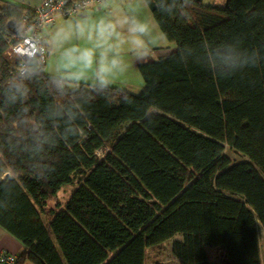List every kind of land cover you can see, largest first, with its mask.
Wrapping results in <instances>:
<instances>
[{
    "label": "trees",
    "instance_id": "trees-1",
    "mask_svg": "<svg viewBox=\"0 0 264 264\" xmlns=\"http://www.w3.org/2000/svg\"><path fill=\"white\" fill-rule=\"evenodd\" d=\"M39 5L0 0V229L20 243L18 263L146 264L149 249L179 237L171 250L180 264H262L264 0H191L187 15L152 0L175 46L137 65L140 93L85 81L60 97L45 50L26 62L38 67L28 98L5 106L20 61L3 53ZM227 44L252 59L225 75L209 53ZM57 104L79 105L83 138L64 137L67 118L51 116ZM67 186L64 202L49 206ZM212 249L221 250L216 263Z\"/></svg>",
    "mask_w": 264,
    "mask_h": 264
},
{
    "label": "clouds",
    "instance_id": "clouds-1",
    "mask_svg": "<svg viewBox=\"0 0 264 264\" xmlns=\"http://www.w3.org/2000/svg\"><path fill=\"white\" fill-rule=\"evenodd\" d=\"M220 2V0H216ZM152 0H85V13L60 24L44 39L45 50L56 57V67L50 78V87L60 97L68 95L85 79H92L98 90L109 89L119 77L124 76L134 65L151 59L158 28L152 18H145L143 8H148ZM161 11L175 15H187L191 0H157ZM164 35L159 39H165ZM252 58L238 50L235 45L218 46L209 53V67L227 75L246 66ZM38 74L35 63L22 64L15 77L7 84L4 92L5 106L23 103L28 98L26 81ZM74 106L54 105L51 116L66 117L64 137L85 136L84 130L75 124L82 113L74 111ZM157 111V107L150 109ZM47 142V141H45ZM43 152V143L39 144ZM38 169L46 167L43 157L36 161ZM7 252V251H6ZM17 255V254H16Z\"/></svg>",
    "mask_w": 264,
    "mask_h": 264
},
{
    "label": "built area",
    "instance_id": "built-area-1",
    "mask_svg": "<svg viewBox=\"0 0 264 264\" xmlns=\"http://www.w3.org/2000/svg\"><path fill=\"white\" fill-rule=\"evenodd\" d=\"M85 0H74V3L67 8L63 0H44L35 9V16L31 21L27 17L23 19L26 23L24 34L17 41V44H8L3 55L5 58L16 57L19 59V67L29 59L40 56L44 60L45 48L42 39L45 36L44 28L50 26L58 16L73 15L83 10ZM7 53H11L7 55ZM0 264H20L16 254L0 251Z\"/></svg>",
    "mask_w": 264,
    "mask_h": 264
},
{
    "label": "rangeland",
    "instance_id": "rangeland-1",
    "mask_svg": "<svg viewBox=\"0 0 264 264\" xmlns=\"http://www.w3.org/2000/svg\"><path fill=\"white\" fill-rule=\"evenodd\" d=\"M204 1L207 3H215L218 5L224 4V0H220V2H216V0H204ZM72 17H74V16H72ZM148 17L152 18V14H151L150 10L148 11ZM161 40H163V39H161ZM171 46H172V48L175 46L174 43L172 45V41L170 44H167V45L164 42L162 47H158V49H160V48H171ZM167 51L168 50H163V49L156 51V48H154V51L152 52L151 59L147 62H153V61L158 60L159 56H162L164 54V52H167ZM10 54L11 53H9V54L7 53V55H10ZM55 62H56V59H55ZM134 66H135L134 72L131 71V69H130L124 76L119 77L116 80V82L112 85V87H116V88L118 87L121 89H125V90H127L133 94L140 93L144 87V84H143L142 78L139 75L138 66L137 65H134ZM85 81H90V82L94 83V81L89 78V79H85V80L80 81L78 84H80L81 82H85ZM228 155H229V157H231L235 161L240 160V157L238 155L234 154L233 152L229 153ZM71 190H72V188L69 186L64 187L62 189V191L59 193L58 197L55 198L53 203L49 204V206H52L56 201H58L60 203L64 202V200L68 197ZM258 234H259L258 241H259V248H260V256H261L262 264H264V233H263L262 229L260 228V226H259ZM174 239H179V237H175ZM174 239H172L171 241H168L167 243L159 246L158 248L149 249L147 252L146 264H180V262L173 255L172 250H171V243ZM209 256L211 258L210 261L216 263L219 260V258L221 257V250L220 249H212L209 251Z\"/></svg>",
    "mask_w": 264,
    "mask_h": 264
},
{
    "label": "crops",
    "instance_id": "crops-1",
    "mask_svg": "<svg viewBox=\"0 0 264 264\" xmlns=\"http://www.w3.org/2000/svg\"><path fill=\"white\" fill-rule=\"evenodd\" d=\"M8 1L12 2L14 4H19V5H23V6H30V7L37 6L42 2V0H8ZM85 11L86 10L81 11V12L79 11V13H77V14H79L82 17L83 14L85 13ZM148 11H149V8H143L142 9V14L145 18H149L148 17ZM77 14H75V15H77ZM75 15H73V16H75ZM72 18H73L72 16H68V17L58 16V17H56L54 23L52 25H50L45 30V32H44L45 35L47 36V34L50 33L51 31H53L57 26H59L60 24L66 22ZM152 19H153V17H152ZM154 35L157 36V40L153 46V51H154V48L162 47L164 42L166 45L171 43V39L168 36H166L163 32H161L158 28L155 31ZM161 35H164L166 38L163 40L159 39V36H161ZM55 59H56V57L51 55L50 52H48L45 70L51 74H53V71L56 67ZM136 65H138V64H136ZM131 71H133V72L135 71V66H133L131 68ZM21 250H22V247H21L20 243L17 240H15L13 237H11L9 234H7L5 231L0 229V251H7L9 253L19 254L21 252Z\"/></svg>",
    "mask_w": 264,
    "mask_h": 264
}]
</instances>
